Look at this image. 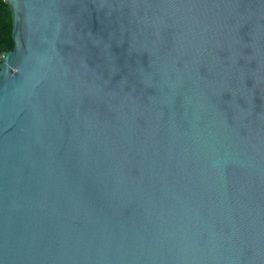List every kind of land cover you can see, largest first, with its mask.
<instances>
[{
    "label": "water",
    "instance_id": "water-1",
    "mask_svg": "<svg viewBox=\"0 0 264 264\" xmlns=\"http://www.w3.org/2000/svg\"><path fill=\"white\" fill-rule=\"evenodd\" d=\"M0 264H264V0H6Z\"/></svg>",
    "mask_w": 264,
    "mask_h": 264
},
{
    "label": "trees",
    "instance_id": "trees-1",
    "mask_svg": "<svg viewBox=\"0 0 264 264\" xmlns=\"http://www.w3.org/2000/svg\"><path fill=\"white\" fill-rule=\"evenodd\" d=\"M12 31H14V23H12L10 6L6 0H0V58L5 52L15 49L16 43Z\"/></svg>",
    "mask_w": 264,
    "mask_h": 264
}]
</instances>
